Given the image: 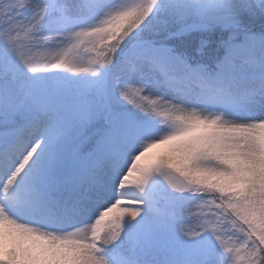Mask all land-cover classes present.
I'll use <instances>...</instances> for the list:
<instances>
[{
  "label": "snow or ice",
  "instance_id": "snow-or-ice-1",
  "mask_svg": "<svg viewBox=\"0 0 264 264\" xmlns=\"http://www.w3.org/2000/svg\"><path fill=\"white\" fill-rule=\"evenodd\" d=\"M0 264H264V0H0Z\"/></svg>",
  "mask_w": 264,
  "mask_h": 264
},
{
  "label": "rangeland",
  "instance_id": "rangeland-1",
  "mask_svg": "<svg viewBox=\"0 0 264 264\" xmlns=\"http://www.w3.org/2000/svg\"><path fill=\"white\" fill-rule=\"evenodd\" d=\"M159 151H161V149H156V150H154V152H159Z\"/></svg>",
  "mask_w": 264,
  "mask_h": 264
}]
</instances>
